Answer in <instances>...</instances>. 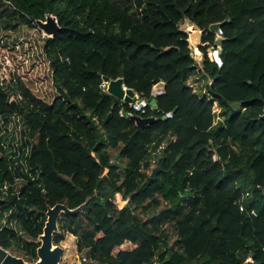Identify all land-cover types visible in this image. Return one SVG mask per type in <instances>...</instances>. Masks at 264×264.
Returning a JSON list of instances; mask_svg holds the SVG:
<instances>
[{
  "label": "trees",
  "instance_id": "16d2710c",
  "mask_svg": "<svg viewBox=\"0 0 264 264\" xmlns=\"http://www.w3.org/2000/svg\"><path fill=\"white\" fill-rule=\"evenodd\" d=\"M46 14L52 37L35 23ZM183 19L202 31L200 63ZM216 22L220 64L207 56ZM19 30L25 45L5 51L17 98L0 82L2 248L35 263L46 217L32 210L85 202L59 216L53 243L69 233L100 264H264V0H0V32ZM103 77L145 105L108 94ZM131 114L156 121L141 129ZM12 116L22 166L6 144Z\"/></svg>",
  "mask_w": 264,
  "mask_h": 264
},
{
  "label": "water",
  "instance_id": "95a60500",
  "mask_svg": "<svg viewBox=\"0 0 264 264\" xmlns=\"http://www.w3.org/2000/svg\"><path fill=\"white\" fill-rule=\"evenodd\" d=\"M36 25L41 29V31L45 34V36L52 37L55 33L58 32L59 26L57 24V20L55 16L51 14H46L44 20L37 19L35 21ZM223 23L216 22L209 25V30L211 32H215ZM196 36V40L194 37ZM190 41L193 45H200L201 43V35L197 32L191 33L189 35ZM223 38L221 36H216L214 40V45L217 46L214 60L220 64L219 56L221 53V45L223 43ZM103 82L106 84V92L113 97L123 101L130 102L138 100L137 108H140L143 103L141 99L137 98V94L130 89L127 88L123 84V79L121 77L116 79H108L107 77H103ZM160 90L154 91L153 94L157 95L161 92ZM152 106V109H157V104L154 98H152L149 102ZM240 107L238 102L232 103L230 108L232 110H237ZM123 115H125L123 113ZM171 113L162 116V119L169 117ZM129 120L133 121L135 125L141 129H143L147 125H151L156 121L154 116L142 117L137 114H131L128 116ZM85 206V202L79 205L78 207L69 209L63 203H56L53 206H47L46 208V220L44 222V226L42 229V233L38 236L39 246L36 248L37 260L33 264H57L60 260L61 249L58 246H53V234L56 232L57 228V220L60 214L63 212L66 215H74L82 212ZM0 264H31L29 262L24 261L20 257H16L12 255L8 250L4 249L0 245ZM246 264V263H245Z\"/></svg>",
  "mask_w": 264,
  "mask_h": 264
},
{
  "label": "rangeland",
  "instance_id": "374dc122",
  "mask_svg": "<svg viewBox=\"0 0 264 264\" xmlns=\"http://www.w3.org/2000/svg\"><path fill=\"white\" fill-rule=\"evenodd\" d=\"M39 29V36L40 37H45V34ZM26 32H22V30H19L16 33H12L10 35H5L4 33L0 32V82L3 84L5 87L6 91L9 93L11 99H16L17 98V93L15 92L14 88V81H13V68L9 61L6 58V53L5 51L7 49L15 48L18 43L25 45L24 40L26 37ZM20 39L16 43L12 44V41L14 39ZM24 49L27 50L26 46H23ZM195 49L192 51V55H195ZM200 63L201 60H198ZM195 76L191 77L189 79V83L195 88V90L200 91V89L204 88L205 84V78L201 77L198 80L194 79ZM201 86V87H200ZM200 87V88H199ZM161 88V83H158L154 86L153 90L157 91L160 90ZM199 88V89H198ZM106 89V85H105ZM137 98L139 99L138 95ZM138 100L136 101H130L128 103L133 104L135 107L138 106ZM143 103V102H142ZM6 144L8 145V150L10 151L9 154H11L12 158V163L14 165V161L16 160L20 162V166H22V159L24 157V154L26 152V147L24 145V138L22 137L21 134V123L18 117L12 116L9 117L8 122L6 123ZM22 142V143H21ZM21 144V145H20ZM19 147H24V150L20 149ZM22 152L23 155H21L20 152ZM118 202V201H117ZM20 209L24 210L25 212L27 211V206L25 203H20ZM34 214L37 215H45L46 210H41V209H35L32 210ZM65 214V213H61ZM60 214V215H61ZM8 218V212H6L2 217H0V224H4L7 221ZM58 228V226H57ZM58 232V229L56 230L55 233ZM53 246H58L61 249V255H60V260L58 261L57 264H100L91 258H89L88 253L86 250L79 252L76 247V238L69 234L66 233L64 239H62L60 242L57 244L52 242Z\"/></svg>",
  "mask_w": 264,
  "mask_h": 264
},
{
  "label": "crops",
  "instance_id": "0c3cea01",
  "mask_svg": "<svg viewBox=\"0 0 264 264\" xmlns=\"http://www.w3.org/2000/svg\"><path fill=\"white\" fill-rule=\"evenodd\" d=\"M179 27H180V29H182L183 31H185L187 34H188V38H187V40H188V42H189V45L192 47V51H193V49H195L194 51H195V53L197 54V57H198V59L200 58V55H201V51L199 50V47H200V45H193L192 43H191V41H190V37H189V35L191 34V33H194V32H197V33H199L200 35H201V30L200 29H198L194 24H192L190 21H188L187 19H183L181 22H179ZM194 40H196V36L194 37ZM199 44H201V43H199ZM199 63V62H198ZM195 78H197V79H199V78H201L200 76L198 77V76H195ZM194 78V79H195ZM201 87V86H200ZM199 87V88H200ZM198 88V89H199ZM204 89V88H203ZM202 91H204V90H202Z\"/></svg>",
  "mask_w": 264,
  "mask_h": 264
},
{
  "label": "built area",
  "instance_id": "2783aa9c",
  "mask_svg": "<svg viewBox=\"0 0 264 264\" xmlns=\"http://www.w3.org/2000/svg\"><path fill=\"white\" fill-rule=\"evenodd\" d=\"M214 33H215L216 36H221V35H222V30H221L220 28H218ZM216 49H217V46H215V45H213V46H209V47L207 48V56H208V58H209L211 61L214 60ZM192 57H193L194 60L198 63V60H201V59H202V53H201L199 59H198V57H197V54L192 55ZM105 85H106V84L103 82V83H102V87H105ZM158 91H159V90H157V92H158ZM142 102H143V105H142L141 107H143V106L145 105V102H144L143 100H142ZM141 107H140V108H141ZM213 109H214V111L216 112V115H217V114H218V111H219L218 107L215 106ZM142 111H143V110H142ZM217 119H219L218 115L216 116V120H217ZM239 210L243 211V210H244L243 206H239ZM251 214H254V212L251 211ZM246 263H251V259L248 258V259L246 260Z\"/></svg>",
  "mask_w": 264,
  "mask_h": 264
}]
</instances>
